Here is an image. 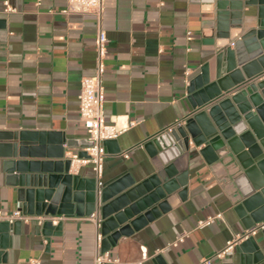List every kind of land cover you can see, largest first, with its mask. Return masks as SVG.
<instances>
[{
  "label": "crops",
  "instance_id": "0c3cea01",
  "mask_svg": "<svg viewBox=\"0 0 264 264\" xmlns=\"http://www.w3.org/2000/svg\"><path fill=\"white\" fill-rule=\"evenodd\" d=\"M5 1L0 0V210L12 213L21 208L27 177L30 182L63 170L85 182L95 179L91 165L75 171L70 158L88 148L79 95L82 79L96 72L98 24L92 15L64 14L67 0H8L12 12ZM225 1L224 18L218 0H106L104 115L107 124L134 125L107 144L103 181L138 185L165 171L179 185L170 211L110 241L103 238L113 264H240L237 253L216 257L248 230L237 208L252 182L238 162L208 164L197 153L184 163L164 162L160 151L147 148L186 124L195 112L191 83L214 82L223 46L234 49L231 34L226 38L221 30L238 21L231 15L233 0ZM241 28L245 34L244 20ZM245 53L252 58L250 48ZM87 217H65L60 228L59 222H16L0 232V264H94L97 229ZM251 237L264 264V233ZM248 256L254 262V253Z\"/></svg>",
  "mask_w": 264,
  "mask_h": 264
},
{
  "label": "water",
  "instance_id": "95a60500",
  "mask_svg": "<svg viewBox=\"0 0 264 264\" xmlns=\"http://www.w3.org/2000/svg\"><path fill=\"white\" fill-rule=\"evenodd\" d=\"M226 6L227 1L218 0L219 15L224 18L228 14L221 10ZM230 6L234 11L232 17L238 21L232 23V27L224 25L221 30L226 38L231 34L229 39H232L234 49L227 46L230 43L223 46L227 50L219 57L222 62L214 82L206 79L203 86L198 78L191 83L195 112L186 124L171 128L164 136L148 143L147 148L160 151L164 162L184 163L193 153L201 155L208 164L226 158L237 161L244 170V178L252 182L237 208L243 224L250 229L264 222V80L257 82L264 76V0H233ZM244 8L247 9L245 13ZM243 20L245 34L241 30ZM232 28L237 31L235 34L231 33ZM237 37L240 40L234 41ZM247 47L252 50L251 59L245 53ZM257 58L258 61H254ZM110 142H104L105 150ZM91 146V141L83 145ZM63 155L64 152L60 157ZM10 164L13 167L12 162H7L8 166ZM185 177V174L181 176L183 185ZM27 179V184H22L20 190L24 198L19 203L24 214L49 218L89 217L97 213L102 221L101 233L107 241L111 240V235L117 238L127 233L130 226L138 229L170 211L172 196L179 189L165 171L138 185L133 180L105 183L100 198L95 179L85 182L80 176L63 170L47 176H34L30 182L29 177ZM44 224L49 227L53 222L46 220ZM58 225L60 228L62 222ZM13 226L0 222V232H8ZM260 231L264 233V229ZM105 243L104 239L102 247ZM105 251L102 248V252ZM250 252L255 256L252 263L248 256ZM235 253L241 255L240 264H259L261 260L260 248L253 237L241 240L231 256Z\"/></svg>",
  "mask_w": 264,
  "mask_h": 264
},
{
  "label": "built area",
  "instance_id": "2783aa9c",
  "mask_svg": "<svg viewBox=\"0 0 264 264\" xmlns=\"http://www.w3.org/2000/svg\"><path fill=\"white\" fill-rule=\"evenodd\" d=\"M7 12L14 11L11 8L8 0L4 2ZM37 4H41V0H37ZM106 12V0H67V7L63 10L66 15L81 14L92 15L98 24V36L96 42V72L93 76L84 77L81 82V92L79 95L80 119L88 130L89 141L93 146L85 149L81 154H72L70 161L73 170L78 171L81 167L91 165L95 175L97 184V195L100 198L103 191L104 168L107 157V152L104 147V142L117 139L121 134L126 132L132 125H110L106 123L104 115L105 93L103 86V78L106 71L105 60L108 52V38L103 27V21ZM191 70H187V75ZM178 123L177 126H180ZM170 130V129H169ZM125 157H128L125 155ZM66 219L64 216L59 217H40L36 215L24 214L22 209L15 210L12 213L3 212L0 210V222H7L14 225L16 222L29 224L32 221H37L42 224L43 221L50 220L53 223L62 222ZM87 219L93 221L96 226V244H95V259L94 264H113V261L107 253L102 252L103 235L101 233V219L97 213H93ZM264 229V222L258 223L247 230V233L239 236L234 241L228 243L227 247L216 255L217 258L230 256L235 251V246L241 240L248 239L258 231ZM206 263H209L207 260ZM30 264H40L34 260ZM142 264V263H139Z\"/></svg>",
  "mask_w": 264,
  "mask_h": 264
}]
</instances>
